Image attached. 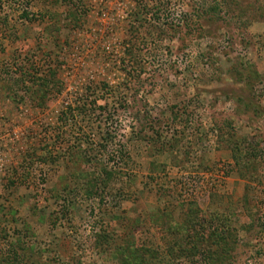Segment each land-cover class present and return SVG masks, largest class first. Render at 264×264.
<instances>
[{
  "label": "rangeland",
  "instance_id": "obj_1",
  "mask_svg": "<svg viewBox=\"0 0 264 264\" xmlns=\"http://www.w3.org/2000/svg\"><path fill=\"white\" fill-rule=\"evenodd\" d=\"M189 217L264 264V0H0V264H208Z\"/></svg>",
  "mask_w": 264,
  "mask_h": 264
},
{
  "label": "trees",
  "instance_id": "obj_2",
  "mask_svg": "<svg viewBox=\"0 0 264 264\" xmlns=\"http://www.w3.org/2000/svg\"><path fill=\"white\" fill-rule=\"evenodd\" d=\"M54 75L55 73L54 74L51 73L50 78H48V80L44 79L42 75H39L42 78L41 79L42 81L41 89H43L44 91L47 90L45 88L48 85L46 84V81L52 80V77ZM197 217H189L190 219L187 221V224H186L187 229L184 228V226L186 225H184L183 228H181L182 224L181 225H178V224L169 225L168 224L167 230L170 235V239L166 241L165 245H166L168 252L171 255V258H175L176 260H178V259L194 257L195 255L200 254V253H205L208 264H216V261L219 259L225 260L227 258V257L225 258L224 256V252L226 251V249L222 248L219 251L214 250L215 252H213L212 250L211 244L215 243L214 242L216 240L215 237L214 238H212L213 236L210 237L211 243L207 240L208 238H204L203 235L201 237V234L203 233L202 227H201L202 224L200 223L199 228L197 227V224L195 223L196 220L200 222ZM199 229L201 231L200 233H199ZM174 230H175V233H174ZM185 230H187L186 234L188 235V233L190 232L189 236L192 237L189 239V241L187 240L188 242L185 239V235H184ZM217 235H219V233ZM100 240H105V242L108 243L109 238L106 234L103 233L101 235ZM197 242H203L205 243V246L200 249ZM188 244H191L192 247H189ZM117 249H118L117 252L119 255H117L116 257L117 259L120 260L121 264H151L150 259L156 258L158 255L157 252L155 254L150 253V252L149 254H146V251H147L146 249L139 250L138 248L133 247L132 242L128 240H125L124 244L119 245ZM210 251H211V254H210Z\"/></svg>",
  "mask_w": 264,
  "mask_h": 264
}]
</instances>
